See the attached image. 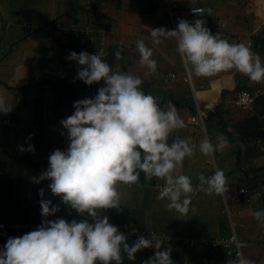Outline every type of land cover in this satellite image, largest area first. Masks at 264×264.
<instances>
[{
    "label": "clouds",
    "instance_id": "1",
    "mask_svg": "<svg viewBox=\"0 0 264 264\" xmlns=\"http://www.w3.org/2000/svg\"><path fill=\"white\" fill-rule=\"evenodd\" d=\"M114 1L119 9V0ZM142 1L141 6L146 7L148 0ZM260 1L261 3L257 0V7L264 5V0ZM159 4L168 16L171 26L170 12L179 13L177 28L152 29V18L139 25L150 32L148 35L154 44L162 43L163 39H175L177 52L187 72L197 77H212L236 70L252 82L264 81V62L261 56L253 52L246 43H230L222 38L233 35L236 38L251 39L259 26L264 24V6L261 8L263 17L259 16L258 10H251L256 12L262 21L258 27H253L256 28L252 29L253 34L246 32L247 34L238 35L236 32H226L224 28L227 24L223 23L220 15L221 33L213 35L209 24L213 21V13L205 6L193 0H159ZM174 4L177 6L173 7ZM125 6L126 4H122L121 7ZM111 10L110 17L115 20L112 22L108 17H104L107 25L110 24L111 27L95 30L87 25V37L95 38L96 42L93 40L89 49L79 54L73 51L67 57L81 66L77 70L76 78L82 83L85 92L93 98L74 102V113L62 119L60 123L63 127L57 128L66 132L70 142L67 149H56L51 153L47 170L44 171L41 167L44 172L32 178L34 183L51 181V192L60 197L64 205L75 210L81 217H90L93 222H89L87 218L79 221L73 219L71 223L64 218L45 219L36 230L22 237L8 239L4 250L0 251V264H123L125 256L122 253L126 254L127 260L135 261L137 253L148 248H154L155 253L143 261V264H173L171 248L162 250L166 237L161 238L154 233L148 238L139 235L130 245L125 233L111 224L107 215L102 214L103 211L113 208L120 210L122 198L119 186L138 183L141 173L149 180L147 185L154 177L162 179L163 186L156 184L159 190L157 199L167 200V210H175L181 216H186L190 210L195 211V208L190 209V205L192 197L197 193L223 196L229 190L227 177L221 169H216L210 176L200 174L196 186H193L190 176L178 174V169L183 166L185 159L195 156L196 145L191 143V137L181 138L178 135L170 144L169 140L173 134L186 127L176 105L169 100L162 106L161 98L143 91L141 86L144 81L139 76L122 71L119 66L114 68L106 62L109 57L106 41L112 31L116 30V26L112 24L118 22V10ZM159 13L160 9L156 15H137L139 19H158ZM202 14L208 19V28L205 26L206 21L200 19ZM185 15L195 21L190 23V18H185ZM56 26L61 28V24ZM102 34L105 35L104 53L98 50ZM136 48L140 57L139 63L154 73L157 61L152 58V48L148 47L143 39L137 41ZM114 55L117 60L122 59L121 51H116ZM220 78L217 79L220 82L219 93L222 90ZM98 82L101 83V88L98 89L97 95L94 90H87V85ZM203 88H193L198 102V93L202 94L207 90ZM10 111L12 107L6 98L0 95V113L7 114ZM63 132L61 135H65ZM28 140H31V135ZM228 145L229 142L223 135L217 137L216 144L207 136L200 141L199 151L211 158L216 152L224 151ZM262 148L264 149V144ZM19 150L34 153L35 148L34 145H29L28 148L20 146ZM213 164L217 168L214 159ZM244 191V187L239 188L235 198ZM39 194L43 197L45 190L41 188ZM40 204L43 217L53 216L60 211L59 205H53L52 200L41 199ZM253 216L260 222V226L264 227V211H255ZM230 224L236 225L233 215L230 217ZM132 233L136 234L134 227ZM234 235L235 247H226L224 243L217 245L226 252L228 264H255L252 258L243 256L240 240ZM230 236H225L221 241H226ZM262 260L264 257L259 264H262Z\"/></svg>",
    "mask_w": 264,
    "mask_h": 264
},
{
    "label": "trees",
    "instance_id": "2",
    "mask_svg": "<svg viewBox=\"0 0 264 264\" xmlns=\"http://www.w3.org/2000/svg\"><path fill=\"white\" fill-rule=\"evenodd\" d=\"M112 1L108 0L109 3ZM193 2L197 3L198 0H193ZM207 3L210 4V0ZM160 7L159 0H148L146 7L141 5L138 7V13L143 16L156 15ZM101 11L98 14L89 11L88 23L95 30L111 27L110 24L107 25L104 18L106 10L102 9ZM253 16L257 21L252 27L262 24L256 12ZM211 17L215 21L211 32L213 35L221 33L220 15L213 14ZM156 20L158 21V19ZM222 38L227 39L230 43H246L253 52L261 56L262 62H264V24L259 26L251 39L236 38L233 35H226ZM112 47L113 45L110 44V49ZM129 64L135 67L133 75L139 76L144 81L141 86L144 92L159 97L157 92L152 90V87L156 86L158 90L161 88L155 84L156 80H154V74L159 67L152 73L146 66L139 63V59L132 58ZM225 73V77L233 78L235 81L234 86L222 88L220 99L214 104L209 105V100L206 98H202V101L198 102L195 97L192 98L190 89L184 88L181 82L172 85L173 97L165 98L164 96L161 102L163 106L171 100L176 105L180 115L181 112L182 115L188 114L187 118L186 115L182 116L184 121L186 118L185 129L175 132L170 140L174 139L176 135L181 136V138L193 137L196 141L194 144L196 145L197 155L200 140L204 138V135L202 136L204 128H206L205 131L209 139H214V141H211L213 144L217 143V137L220 135L228 140V147L224 151L216 152L212 157L217 165L215 170L221 169L225 172L228 180V192L223 196L215 194L209 196L204 192H199L193 196L190 209L195 208V211L190 210L186 216L189 217L190 214L198 213L201 218L196 225L192 223L193 225L188 228H185L188 219L186 216H181L175 210L168 211L166 208L168 201L157 199L159 192L157 185L163 186L164 180L155 177L150 180L148 185L145 181L134 185L121 184L119 186L122 198L120 210L113 208L102 212V214L109 217L111 224L125 233L130 245L139 235L148 238L150 234L154 233L161 238L166 237L162 250L171 248L173 264H228L229 261L226 258V261L222 262L226 252L217 245H219L222 238L233 234L238 236L241 252L245 255L252 254V251L253 254H257L258 249L255 246H264V227L258 228L251 218L253 216L251 212L252 209H255L256 203H263L261 211H264V149L262 148L264 144V81L248 84L251 80L241 73L235 75L230 74L229 71ZM238 74H241V79ZM220 77L218 76L217 79ZM71 78L72 75L67 77V79ZM182 81L186 83L184 77ZM3 83L8 85L5 81ZM4 84L0 81V85ZM250 87L251 89L260 88L261 93L256 98V103L251 110L252 113H247L250 110L245 109L246 117L238 121L233 112V107L238 106L231 101L236 98L240 90L249 89ZM58 89L60 91L59 95L56 96V100L64 104L65 92L61 91V87ZM34 90V94L28 96L32 103L27 102L34 108L32 122L17 123L0 119L2 129L0 133V251L4 250V245L9 238L22 237L30 232H27L26 219L41 213V199L52 200L53 205H59L60 207V211L53 216H49L48 220L64 218L71 223L73 219L79 221L87 218L89 222H93L90 217H81L75 210L64 205L61 198L51 192L49 187L51 181L44 180L40 183H34L32 178L39 176L44 171L34 159L27 154L16 151L11 142L13 130L17 132L40 131L43 123H45V110L49 105L46 85L42 81H38ZM24 95L25 92L22 93V97ZM190 99L191 101H189ZM199 110L204 112L203 118L200 117ZM192 116L197 117V121L193 120L194 122L190 123L188 119ZM21 124L24 126H21ZM251 139H254V141ZM229 159L233 162L230 163ZM257 160L261 164H255ZM185 164L183 167H188L190 172L194 170V162L192 165L186 162ZM206 164L210 166L208 161H206ZM212 169V172L207 176L214 174L215 170ZM188 170L185 175L189 176ZM199 175L200 172L191 177L193 186L199 183ZM241 187H244L245 191L235 198L236 191ZM41 188L45 190L43 197L39 194ZM229 194H232V196L230 197ZM142 195H144V201L140 202L139 199ZM151 195L154 196L153 205L146 206L149 204L148 199L151 200ZM225 203L235 210L236 225L230 224V217L227 213H219V209L225 206ZM198 206L209 208H207V211L204 209L198 210ZM146 209H150L149 212ZM164 213L167 215L165 220L162 218ZM257 223L259 224V222ZM133 227L136 229V234L132 233ZM193 233L196 234L193 235ZM252 243H256V245L251 249ZM235 246L236 242L232 244V247ZM154 253V248L144 249L137 253L135 261L126 259L127 262L123 264H143V261L154 256ZM215 254H218L216 262H214ZM252 260L255 262L260 261L255 257Z\"/></svg>",
    "mask_w": 264,
    "mask_h": 264
},
{
    "label": "crops",
    "instance_id": "3",
    "mask_svg": "<svg viewBox=\"0 0 264 264\" xmlns=\"http://www.w3.org/2000/svg\"><path fill=\"white\" fill-rule=\"evenodd\" d=\"M9 2V0H0V81L2 84H4V81L8 83V85L4 84L5 86L0 85V95L6 98L9 106L12 107V111L7 114L0 113V119L10 122L16 121L17 123L32 122L33 114L29 115L32 107L29 103L23 102L22 93L19 92V89L22 87L29 89L28 92L32 96L38 81H42L46 85L49 105L45 110V123H43L42 129L40 131L29 132H17L13 130V134L11 135V142L15 150L27 154L45 171L49 167L50 154L56 149L66 150L70 143L67 139L66 132L57 130L58 127H63L60 121L74 113V102L84 98H93L91 94L85 92L81 82L76 79L77 70L81 66L76 61L67 59V57L73 51L79 54L85 49H89L91 44L94 41L96 42L95 38L91 39L86 35L85 27L87 25L89 26V11L98 14L102 12V9L107 10L105 12L106 17L113 22L115 19L110 17L111 9L118 10V8L114 0L112 3H108V0H85L84 3L79 4L75 3L74 0H13L14 5L12 8ZM263 6L258 5L255 9L258 10L259 16L261 17H263L261 13ZM130 8H134L133 11L138 10L137 7ZM135 16H126L121 18V23L115 22L112 24L120 28L116 27V30L112 31L113 33L109 35L110 44H112V39V41L122 42L125 40L123 38L121 41V36L133 34L134 30L132 27L136 25ZM15 22L17 24H13ZM247 23L255 25V21ZM60 24L61 28L58 29L56 25ZM256 26L258 27L259 25ZM121 28L124 29L122 30ZM249 29L256 28L247 26V32ZM126 31L131 32L122 33ZM241 32L244 33L245 29H241ZM237 34L241 35L240 33ZM10 50L13 52L9 55ZM63 61L67 64L66 68L57 65L58 62L62 65ZM129 66L131 65L129 64ZM159 72L160 70L157 69V72L154 74V80ZM71 75L72 78L67 79ZM220 80L222 88L233 87L235 83L232 77H221ZM213 83L214 80L212 81ZM253 83L255 82L250 81L248 84ZM156 84L159 85V82ZM59 87H61L62 92H65L64 104L56 100V96L59 95L60 91L58 89ZM212 89L213 86L205 90L202 95L203 98L209 100V105L219 101L218 99H220L221 95L220 92L217 100H214L210 94ZM26 101L32 103L30 97H27ZM15 106H17L16 109H14ZM15 115H17L16 118ZM185 115L187 118L188 114L185 113ZM185 115H182L181 112L180 116L183 119L182 116ZM1 130L0 127V133ZM62 132L65 135H61ZM30 135L31 140H28ZM203 135L208 136L205 130H203ZM171 142L172 140H169L170 144ZM195 142V139L191 137V143ZM29 145H34V153L19 150L20 146L28 148ZM208 158L201 154L200 151L197 155L195 151L193 158L185 159V162L189 165H192L194 162V170L190 172L188 167H183L186 165L183 162V166L178 169V174H186L188 170L190 177L199 172L207 176L212 172V168H214L206 164ZM257 162L258 160L255 161V164ZM141 181H145V183L149 181L146 180L144 173H141L138 183ZM143 199L144 195H142L139 201L143 202ZM149 205L151 204L149 203L146 206ZM257 208L261 211L263 209V203H256L255 209H252V215L257 211ZM149 210L146 209L147 212ZM219 213H227L229 217L233 215V219L236 222L235 210L230 205H226L225 203V206L219 209ZM251 218L258 228L261 227L260 222L258 224V221L253 216ZM45 219L48 220V217H43L41 213L26 219L28 226L27 232L36 230ZM263 249L264 247L260 248L257 254H254V257L261 260L264 256ZM260 251H263V253L260 254ZM122 255L125 256L123 263H126V254L122 253ZM243 256L249 259L245 256V253ZM215 261L216 257L214 258ZM261 263L264 264L263 262Z\"/></svg>",
    "mask_w": 264,
    "mask_h": 264
},
{
    "label": "rangeland",
    "instance_id": "4",
    "mask_svg": "<svg viewBox=\"0 0 264 264\" xmlns=\"http://www.w3.org/2000/svg\"><path fill=\"white\" fill-rule=\"evenodd\" d=\"M10 2V6L11 8L14 5L13 0H9ZM208 0H198V4L205 6L208 11L209 9L211 10L210 13H213L214 15H221V17L223 18V23L226 25L224 30L226 32H236V33H240L241 35L244 34L245 32H247V22H252V21H257V19L253 16L254 12H252L251 10L256 11V7H257V0H210V4L207 3ZM75 3L79 4V3H84L85 0H74ZM123 2V3H122ZM261 3V1H259ZM119 5V9L118 11H116V15H117V21L118 23H121V18H124L126 16L129 15H136L135 16V20H136V25L134 27H132V29L134 30L133 34H127V35H123V37L121 36L120 39L122 41V39L124 38L125 41L122 42H118V41H112L111 38V42L113 47L110 49V41L109 38H107L106 41V48H107V54L109 55L108 60L106 59V62L112 66V67H117L119 66L120 70L125 71V72H130V73H134L135 72V67L133 66H129V62L132 58L134 59H140L139 57V53L137 51L136 48V44L137 41L140 39H143L145 44L152 48L153 50V59H155L157 61V67H159V74L157 75V77L155 78V80L157 82H159L160 85V90L157 89L156 87H152V90L157 92V95L162 99L164 96L165 98H169V97H173V87L172 85H176L177 82H181L184 85V88L190 89L191 94H192V98L195 97L196 99V94L193 91V88L191 86V83L186 82L184 83L182 81L183 79V75L184 73H186L187 71L185 70L183 61L181 59L180 54L177 52V42L175 41V39L173 38H168V39H163L162 43L160 44H154L152 41V38L150 35H148L147 30H145L143 27H141L139 24L145 23L146 20H148V18H152L150 19V26L152 27V29H156V28H166L169 30H173L172 26L169 22V18L167 17V15L164 13L163 9L160 7V13L158 16V21L154 18V17H142L139 19L138 17V13L136 11H133L134 8H130V7H139L140 5L143 4L142 0H119L118 2ZM122 4H126L125 8L121 7ZM130 7H129V6ZM147 4H145L146 6ZM242 7V8H241ZM123 10V11H121ZM21 13V12H20ZM180 17L177 18V20H179ZM19 20V19H18ZM139 21V23H138ZM213 23L215 24V21H210V27L212 28ZM13 24H17V22L13 23ZM228 26H230V29H228ZM6 27V26H5ZM117 27V26H116ZM221 27V25H220ZM120 28V27H117ZM122 30L124 28H121ZM241 29H245L246 31L244 33L241 32ZM131 31H126V32H122V33H128ZM248 34H253V30L249 29ZM121 51V56L122 59L121 60H117L115 58V52L116 51ZM13 51L10 50L9 55L12 53ZM58 66H62L63 68L67 67V64L65 61H63L62 65L60 62L57 63ZM230 74L235 75L236 73H239L236 70H231L229 71ZM169 73H175L176 74V78H171L169 79L167 77V75ZM192 76V80H193V84L194 87L196 89H199L200 85L204 86V89L210 88L213 86L212 81L214 80V82L217 81V77L221 76L222 78H224L226 76L225 72L219 73L215 76L212 77H197L194 74H190ZM238 77H240L241 79V74H238ZM155 81V84H156ZM103 86H105L104 81L102 80ZM82 84V83H81ZM258 85V84H257ZM143 89V88H142ZM151 90V91H152ZM144 91V89H143ZM154 91H152L153 93H155ZM20 93L25 92V95L23 96V102L27 103L26 101V96H29V92L28 89L26 90L25 87H22L19 89ZM194 94V95H193ZM203 94V92H202ZM198 93V98L199 101H202L203 96H199L202 95ZM232 97V96H231ZM215 98V97H214ZM191 101V99L189 100ZM17 102V101H15ZM17 106L14 107V109H16ZM247 113L251 114L252 113V109L248 108ZM233 112H234V117L236 118V120L240 121L243 118L246 117V113H245V108H241V107H233ZM34 114V108L32 107L29 111V115ZM17 115H15L16 118ZM27 119H29V117H27ZM18 121V120H17ZM235 121V119H234ZM16 122V121H15ZM26 123H30V122H26ZM207 136H204V138ZM204 138H201V140H203ZM200 140V141H201ZM254 141V139H251ZM211 141H214V139L212 138ZM216 144V143H214ZM208 162L210 163V167H214L215 170V165L213 164V158L209 157L208 158ZM229 162L232 163L233 161H231L229 159ZM257 164H261L260 162H257ZM206 165V164H205ZM200 197V196H199ZM154 196L151 195V200L148 199L149 203L151 205H153V200ZM134 201V200H132ZM220 206V205H218ZM198 210H208L207 208L204 207H197ZM158 209V208H156ZM160 209V208H159ZM257 211H259V209H257ZM187 222L185 224V228H188L189 226L193 225V224H197L201 218L200 214L198 213H194L193 215H189L186 216ZM163 220H165L167 218V215L164 213L162 215ZM193 223V224H192ZM173 234V232H172ZM196 233H193V235ZM256 245V243H252L251 244V249L254 248V246ZM256 249H260L262 247L255 246ZM264 250V249H263ZM263 251H260V254H262ZM217 255L215 254V257L217 259ZM246 257H248L249 259L254 257L253 251L252 254H247L245 255ZM264 257V256H263ZM226 261L225 257L223 258L222 262ZM264 263V260H262ZM216 262V261H215ZM255 264H259L258 261L255 262Z\"/></svg>",
    "mask_w": 264,
    "mask_h": 264
},
{
    "label": "built area",
    "instance_id": "5",
    "mask_svg": "<svg viewBox=\"0 0 264 264\" xmlns=\"http://www.w3.org/2000/svg\"><path fill=\"white\" fill-rule=\"evenodd\" d=\"M177 4H174L173 7H176ZM170 16H171V21H172V29L175 30L177 28L178 22L179 20H177V18L179 17V13L175 12V11H171L170 12ZM185 18H190L188 15L184 16ZM200 19L206 21L205 26L208 28V19L206 16H204L203 14L201 15ZM190 23H193L195 20H191V18L188 20ZM104 39H105V35L102 34L101 35V44H100V48L98 49L99 52L102 51L104 53ZM184 81L185 82H189L191 83L192 88H194L193 85V81L191 78V75L189 72L184 73ZM168 78H176V74L175 73H170L168 75ZM87 90H94L95 95L98 94V89L101 88V83H94L93 85H87L86 86ZM261 93L260 88H249V89H245V90H240L237 95L236 98L234 100H232L231 102H234L237 106L239 107H244V108H252L254 107L255 103H256V98L259 96V94ZM199 114L200 117L203 118V114L204 112L202 110H199ZM189 122H194L193 120L197 121V117H189ZM236 240V236L233 234L230 236L229 239H225L223 241H221L219 244H223L227 247V246H231L234 241Z\"/></svg>",
    "mask_w": 264,
    "mask_h": 264
},
{
    "label": "bare ground",
    "instance_id": "6",
    "mask_svg": "<svg viewBox=\"0 0 264 264\" xmlns=\"http://www.w3.org/2000/svg\"><path fill=\"white\" fill-rule=\"evenodd\" d=\"M109 3V2H108ZM107 3V4H108ZM112 3V2H111ZM113 8V7H112ZM242 8V7H241ZM111 9V8H110ZM211 88V87H210ZM219 89H220V82L219 81H216L213 83V89L210 91V94L212 95L211 97L214 99V100H217V97H218V94H219ZM204 94V92H203ZM194 95V94H193ZM215 97V98H214ZM219 100V99H218ZM208 103V102H207ZM164 105V104H163ZM199 105V104H198ZM196 108V107H195ZM196 110V109H195ZM196 114V113H195ZM193 117V116H192ZM203 121V120H202ZM206 129V128H205ZM217 135V134H215ZM181 137V136H180ZM225 197V196H224ZM227 198V197H226Z\"/></svg>",
    "mask_w": 264,
    "mask_h": 264
}]
</instances>
